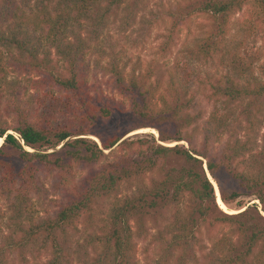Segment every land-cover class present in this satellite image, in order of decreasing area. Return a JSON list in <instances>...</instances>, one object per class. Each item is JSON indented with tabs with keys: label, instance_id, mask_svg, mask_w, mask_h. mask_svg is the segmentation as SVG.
<instances>
[{
	"label": "trees",
	"instance_id": "trees-1",
	"mask_svg": "<svg viewBox=\"0 0 264 264\" xmlns=\"http://www.w3.org/2000/svg\"><path fill=\"white\" fill-rule=\"evenodd\" d=\"M126 1L0 0V221L23 234L20 246L39 241L48 250L42 264H74L80 253L93 256L88 264H137L133 221L148 215L166 218L161 253L173 264H264V60L244 67L234 56L226 65L248 38L264 39V0H178L170 31L191 32L192 22L201 31L184 55L222 68L200 78L187 65L178 76L176 64L160 80L158 69L127 70L122 52H104L107 64L94 65L102 90L90 79V43ZM202 103L212 110L197 143ZM114 114L150 121L128 132L154 128L157 138L98 133ZM214 184L238 212L217 205ZM95 211L104 216L98 233L80 244L76 225L84 215L93 223ZM203 238L209 245L198 258Z\"/></svg>",
	"mask_w": 264,
	"mask_h": 264
},
{
	"label": "rangeland",
	"instance_id": "rangeland-1",
	"mask_svg": "<svg viewBox=\"0 0 264 264\" xmlns=\"http://www.w3.org/2000/svg\"><path fill=\"white\" fill-rule=\"evenodd\" d=\"M38 1L39 0H33L32 5L34 6ZM177 1L178 0H138L135 4L134 0H127L126 3L122 4L119 8L114 9L108 19L107 28L100 33L97 39L92 40L90 43L92 48L87 59L92 67L90 78L92 83L102 86V90H104V86L101 85L103 83V74L100 71V66H105L109 60L108 56L106 58L103 57L104 52L107 54H112L114 51L122 52L121 58L126 62L127 70L133 67L138 68L137 71L140 72L148 67L158 69V73L154 76V79L158 78L160 80L164 79L166 71L173 69L176 64L179 65L177 72L178 76L183 75V67L185 65H187L192 77L198 76L200 78H203L206 74H214L217 69H221L222 65L218 63L217 59L202 65L190 59L189 61L184 55V47L190 46L191 38L199 35L201 31L195 26V22L191 23V32H188L184 27L181 29L177 27L176 29L178 30H176V33L170 31L174 21L171 11L175 10ZM35 11L37 12V10ZM246 15L247 14L242 11L237 14L234 19L242 21ZM201 22L205 24L203 20H201ZM1 27L2 30H4L5 24ZM170 33L173 35L171 41L168 40V35ZM84 35L86 34L84 33ZM234 40L237 41L235 35ZM166 41L169 43L165 46ZM233 46H235V43L232 44V47ZM161 47H163V50H161ZM234 56H236L237 61L242 64L241 66L245 67V65L251 63L255 66L258 65L264 60V39L259 36L248 38L243 46L238 47L237 50H235V48L232 49V55L228 56L226 61V65H229V67L231 63L234 62ZM99 59H102L100 62L101 65L95 69L94 65ZM255 66L252 67L253 70ZM229 70L230 68H227V71ZM189 86L193 90H198V88L202 90V88L198 87L197 83L192 82V80L189 82ZM33 93L34 91L31 90L26 98L31 99L32 107L36 110L39 100L36 99L37 96ZM30 95L33 96V100ZM42 95H44V93ZM47 102L48 100H45V103ZM211 110V105L202 103V119L195 126L197 143L203 139V131L207 127L205 121ZM143 121L146 122L147 120H142L132 114H114L109 121L96 126V131L98 133H118L121 136L120 141L126 139L134 140L136 138L148 136H153L156 139L158 135L154 128L146 127L128 132L132 127L143 125ZM82 138H87L99 143L93 136H82ZM259 143L263 153L259 158L264 160V126L260 133ZM162 144L166 146L179 145L186 147V143L184 142H166ZM46 152H51V150ZM169 164L172 165L173 163ZM86 171L85 167L78 169L75 173V178L79 179L83 177L86 175ZM214 186L216 188L215 195L218 199V189L216 184H214ZM242 203L245 205L253 203L258 204L252 197L242 198ZM100 205L99 208L104 209L107 204L101 202ZM224 206L227 212H238L235 202ZM258 207H261V205L258 204ZM261 214L264 216V212H261ZM103 218L104 216L97 211L92 223L89 217L84 215L76 225L75 240L83 244L90 234L98 233L97 225H100L101 219ZM164 219L166 218L157 220L154 215L138 216L134 219L133 231L137 264H173V258H170V260L165 259L161 253L160 233H162L167 224V220ZM22 236V233L18 232L16 229L13 230V226L9 225L7 218L0 221V262L3 264H42L49 258L48 250L42 248L39 241L28 243L26 247L20 246L19 244L23 239ZM11 238L13 242H11ZM200 245L202 248L200 251L197 250L198 258L203 253H206L208 249L209 244L206 238L201 239ZM92 257L91 255L89 258H84L80 253L79 256L76 257L74 264H88L92 260ZM202 263L203 260L200 257L198 264Z\"/></svg>",
	"mask_w": 264,
	"mask_h": 264
},
{
	"label": "bare ground",
	"instance_id": "bare-ground-1",
	"mask_svg": "<svg viewBox=\"0 0 264 264\" xmlns=\"http://www.w3.org/2000/svg\"><path fill=\"white\" fill-rule=\"evenodd\" d=\"M153 132V131H152ZM1 143H2V140H0V145H1ZM217 196H218V199H217V203H218V205L220 206V208L224 211V212H226V213H229V214H234V212H227L226 211V207L223 205V203L221 202V200H220V197H219V192H217Z\"/></svg>",
	"mask_w": 264,
	"mask_h": 264
}]
</instances>
